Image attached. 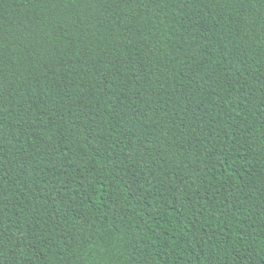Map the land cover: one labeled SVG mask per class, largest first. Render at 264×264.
<instances>
[{
  "label": "trees",
  "instance_id": "trees-1",
  "mask_svg": "<svg viewBox=\"0 0 264 264\" xmlns=\"http://www.w3.org/2000/svg\"><path fill=\"white\" fill-rule=\"evenodd\" d=\"M0 264H264V0H0Z\"/></svg>",
  "mask_w": 264,
  "mask_h": 264
}]
</instances>
